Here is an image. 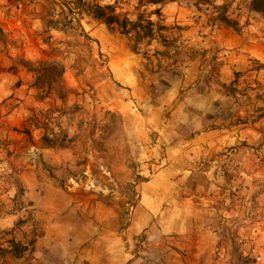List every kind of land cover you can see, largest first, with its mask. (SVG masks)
<instances>
[{"label": "rangeland", "instance_id": "374dc122", "mask_svg": "<svg viewBox=\"0 0 264 264\" xmlns=\"http://www.w3.org/2000/svg\"><path fill=\"white\" fill-rule=\"evenodd\" d=\"M86 1L111 4L129 21L149 13L139 0ZM245 8L264 19L248 0L236 11ZM74 17L68 30L81 33ZM142 48L135 51L146 58ZM56 50L63 61H18L35 76L34 106L18 96L0 102V264H264V142L199 155L191 168L171 166L192 155L150 146L156 131H136L132 100L119 112L104 107L103 96L92 103L91 87L66 85L65 64L88 57ZM110 89L111 99L124 97L125 88ZM239 98L253 122L264 114V89L254 91L255 101ZM12 109L23 123H6ZM203 165L212 170L202 215L210 237L199 248V231H188L198 215L188 191L198 184L186 175Z\"/></svg>", "mask_w": 264, "mask_h": 264}, {"label": "crops", "instance_id": "0c3cea01", "mask_svg": "<svg viewBox=\"0 0 264 264\" xmlns=\"http://www.w3.org/2000/svg\"><path fill=\"white\" fill-rule=\"evenodd\" d=\"M67 1L0 0V102L18 96L20 104L34 106L35 76L18 61H63L59 47L71 56L88 57L83 63L78 57L74 64H65L66 85L91 87L92 103L103 96L101 104L119 112L132 100L139 123L136 131L143 128L150 137L151 130L156 131L150 146L192 155L182 165L175 160L171 166L191 168L199 155L212 157L229 145L264 142V114L253 122L247 116L249 108L239 105L240 94L251 102L254 91L264 89V19L254 18L246 8L238 14L240 0L140 5L149 9L145 18L153 27L152 37L139 43L146 58L133 49L132 36L108 31L92 15L75 13L84 31H69ZM223 15L236 28L226 25L220 19ZM115 84L125 88L124 97L111 99L114 93L107 90ZM19 110L5 112L6 123H23ZM201 168L186 175L198 184L196 191H188L190 201L198 204H191L198 215L188 231H199L195 243L199 248L209 245L202 215L212 174L210 166Z\"/></svg>", "mask_w": 264, "mask_h": 264}, {"label": "trees", "instance_id": "16d2710c", "mask_svg": "<svg viewBox=\"0 0 264 264\" xmlns=\"http://www.w3.org/2000/svg\"><path fill=\"white\" fill-rule=\"evenodd\" d=\"M166 0H139L140 5H160ZM249 7L252 11L261 13L264 16V0H248ZM68 10L69 19L66 22L69 23L74 19L75 13H86L101 20L111 31H117L126 36L134 35L133 49L139 48V43L144 38H150L153 35L152 23L148 19H142L139 15L136 20L129 21L126 15H121L115 11V7L111 4L101 5L99 3H87L86 0H69L64 4ZM158 9L155 10V13ZM44 64V63H43ZM38 71V70H37ZM43 78L40 75L37 76L36 83L41 85Z\"/></svg>", "mask_w": 264, "mask_h": 264}]
</instances>
